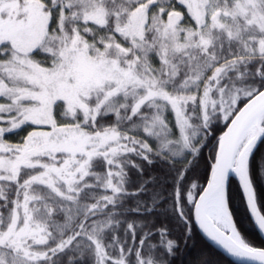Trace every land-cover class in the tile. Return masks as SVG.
<instances>
[{"label": "snow or ice", "instance_id": "obj_1", "mask_svg": "<svg viewBox=\"0 0 264 264\" xmlns=\"http://www.w3.org/2000/svg\"><path fill=\"white\" fill-rule=\"evenodd\" d=\"M221 122L198 191L189 157ZM262 138L264 0H0V264H168L174 241L146 217L169 202L264 264L226 193L231 173L264 233Z\"/></svg>", "mask_w": 264, "mask_h": 264}, {"label": "trees", "instance_id": "obj_2", "mask_svg": "<svg viewBox=\"0 0 264 264\" xmlns=\"http://www.w3.org/2000/svg\"><path fill=\"white\" fill-rule=\"evenodd\" d=\"M168 119L169 121H173L174 124L173 116L170 113L168 114ZM224 129L223 122L217 124L215 133L206 142L207 146L203 147L201 154L196 158L189 157V159L193 160V164L192 170L188 173V186L192 182H195L198 185V191L202 190L210 172L209 165L216 148V139ZM29 130H32L31 127L26 126L23 130L18 131V133L8 135L6 139L11 143H18ZM262 167H264V138L258 143L251 161L257 203L261 213L264 214V173L260 172ZM165 172L166 169L160 164L146 169L148 176L156 177L158 185H163L167 188L171 184V178L168 177L166 180ZM226 190L229 210L242 238L253 247L264 248V240L259 235L249 216L248 210H246L247 206L237 181L230 178ZM129 206L131 205L129 204ZM187 210L189 213V223L187 226L180 223L172 214L170 202L158 207L152 215L146 217L147 222L155 224L157 228L163 226L167 229L169 233L167 239L174 241V251L167 257L168 264H237L226 258L201 237L192 223V206L187 205ZM154 239L159 240V237H155Z\"/></svg>", "mask_w": 264, "mask_h": 264}, {"label": "water", "instance_id": "obj_3", "mask_svg": "<svg viewBox=\"0 0 264 264\" xmlns=\"http://www.w3.org/2000/svg\"><path fill=\"white\" fill-rule=\"evenodd\" d=\"M226 130V128L223 130V131H225ZM223 133V132H222ZM221 133V134H222ZM220 134V135H221ZM259 143V142H258ZM209 175H210V172H209ZM209 175H208V177H209ZM230 178H232V179H235L236 181H237V183L239 184V180H238V178L237 177H235L234 175H232L231 173L229 174V177H228V180L226 181V189H227V187H228V182H229V180H230ZM206 183H207V181H206ZM206 183H205V185L204 186H206ZM239 187H240V185H239ZM241 189V188H240ZM241 191H242V189H241ZM226 193H227V190H226ZM243 194V193H242ZM244 197V196H243ZM198 198V197H197ZM245 200V199H244ZM245 204H246V206H247V203H246V200H245ZM246 210H248V208L246 209ZM230 211V210H229ZM248 213H249V216H250V218H251V220H252V222H253V224H254V226H255V228H256V230L258 231V233H259V235L262 237V239L264 240V233H262L260 230H259V228H258V226L256 225V223H255V221H254V219H253V217L251 216V214H250V212H249V210H248ZM192 223L194 224V226H195V228H196V230L198 231V233L201 235V237L209 244V245H211L214 249H216L218 252H220L222 255H224L226 258H228L229 260H231V261H233L234 263H237V264H254V262H251V261H248V260H246V259H241V258H238V257H235V256H233V255H231V254H229L223 247H221L220 245H218L217 243H215L213 240H211L204 232H203V230H201L200 229V227H199V225L195 222V219H194V216L192 215ZM233 223H234V221H233ZM261 249H264V248H261Z\"/></svg>", "mask_w": 264, "mask_h": 264}, {"label": "rangeland", "instance_id": "obj_4", "mask_svg": "<svg viewBox=\"0 0 264 264\" xmlns=\"http://www.w3.org/2000/svg\"><path fill=\"white\" fill-rule=\"evenodd\" d=\"M29 131H31V130H29ZM27 134V133H26ZM9 142V141H8ZM9 143H11V142H9Z\"/></svg>", "mask_w": 264, "mask_h": 264}]
</instances>
